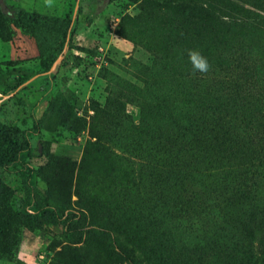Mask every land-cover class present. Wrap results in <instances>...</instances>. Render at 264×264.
Listing matches in <instances>:
<instances>
[{"label":"rangeland","instance_id":"obj_1","mask_svg":"<svg viewBox=\"0 0 264 264\" xmlns=\"http://www.w3.org/2000/svg\"><path fill=\"white\" fill-rule=\"evenodd\" d=\"M144 1L0 0L6 14L0 16V124L17 127L28 142L14 162L0 166V180L11 190L0 197V213L31 216L24 223L33 232L24 224L3 228L21 231L8 232L0 241V252L9 251L7 258L18 264H24L18 252L25 233L34 237L28 245L34 248L33 258L45 264H108L106 252L116 244L131 250L139 264H149V250L160 244L186 259L189 250H201L207 255L203 264L247 261L246 252L233 244L250 220L245 204L208 222L182 210L194 207L190 199L204 195L218 180L213 174L219 167L189 173L188 155L184 166L170 156L169 147L165 153L153 148L165 142L161 131L176 124L188 130L197 96L188 97L189 83L181 77L188 72L187 49L171 43L158 54L141 42L156 46L154 31L182 14L177 0H149L142 19ZM19 8L45 19L27 31L16 28L12 17ZM255 11L264 29V3ZM69 19L66 42L57 55ZM256 37L234 40L232 48L227 43L213 52L211 62L213 57V65L225 67L232 53H242L241 46L246 52L258 43ZM55 56L50 70L43 72L42 59ZM14 68L36 76L6 92L11 77L2 73ZM201 84L207 88L209 81ZM117 190L126 199H119ZM263 199L264 194L259 202ZM142 241L151 248L142 249Z\"/></svg>","mask_w":264,"mask_h":264},{"label":"trees","instance_id":"obj_2","mask_svg":"<svg viewBox=\"0 0 264 264\" xmlns=\"http://www.w3.org/2000/svg\"><path fill=\"white\" fill-rule=\"evenodd\" d=\"M259 3H264V0H177V11L182 14L173 18L167 28L159 26L154 31L155 35L158 34V38H153V41H158L156 46L147 40L141 41L152 53L155 50L158 54L168 51L171 43L188 50L183 55L188 58V72L180 76L189 83L188 97L197 96V104L188 114V130L183 124H176L161 131L159 138L165 142L155 144L153 148L165 153V147H169L170 151L173 150L170 156L176 157L184 166L187 164L184 163V155H188L186 168L189 173L195 170L204 172L213 165L219 167L213 174L218 176V180L207 186L209 188H206L208 191L205 189L207 192L204 195L203 191L190 199L194 207L188 208V211L182 210L194 219L203 218L208 222L216 215L224 218L233 206L245 204L250 211V220L241 238L233 242L240 253L246 252L245 264H264V201L259 202L264 194V29L257 24L258 14L255 10H258ZM149 6L151 1L145 0L140 18L147 17ZM0 16L5 17L6 14L0 10ZM12 18L14 27L24 31L38 23L39 19H45L20 8ZM70 24L69 19L61 33L57 55L66 42ZM124 36L131 39L130 36ZM248 36H258V43L246 47V52L241 46L242 53H232L225 67L213 65V52L217 53L227 43L232 48L234 40L245 41ZM185 40L188 43L183 45ZM130 41L135 44L138 42L135 38ZM199 48L211 65L207 73L194 69L189 58V52ZM255 53L260 54L252 55ZM54 59L56 56L42 59L43 72L50 70ZM2 74L11 77L6 92L16 91L36 76L35 72L22 68L6 69ZM204 80L209 81L207 88L201 84ZM131 102L134 103V100L131 99ZM138 106L142 107L143 104L139 103ZM27 148L28 142L22 131L0 124V166L14 162L18 154ZM10 192V188L0 180V197L8 196ZM117 197L126 199L118 190ZM1 218L6 222H0V241L6 233H11V230L3 229L5 224L9 227L24 224L27 231L33 232L31 224L24 223L31 218L30 215L8 210L0 213ZM20 233V229L16 228L11 234ZM140 244L144 250L151 248L147 242L142 241ZM108 251V264H122L124 261L139 264L132 251L120 244ZM9 254V251L0 252V259L12 262L11 257L7 258ZM206 256L201 250H189L186 259L185 255L174 253L166 245L160 244L154 250H149V264L155 258H160L158 264H203ZM251 258L255 260L250 261Z\"/></svg>","mask_w":264,"mask_h":264},{"label":"crops","instance_id":"obj_3","mask_svg":"<svg viewBox=\"0 0 264 264\" xmlns=\"http://www.w3.org/2000/svg\"><path fill=\"white\" fill-rule=\"evenodd\" d=\"M33 235L30 233H25L22 237L19 252H18V259L22 260L24 264H45L42 261H38V259L33 258L32 254L34 253L33 246L29 245V240H32ZM28 251V252H27ZM27 252V253H26ZM30 253V255H28ZM0 264H18L14 261H7V260H1Z\"/></svg>","mask_w":264,"mask_h":264},{"label":"clouds","instance_id":"obj_4","mask_svg":"<svg viewBox=\"0 0 264 264\" xmlns=\"http://www.w3.org/2000/svg\"><path fill=\"white\" fill-rule=\"evenodd\" d=\"M190 61L197 71L201 73H207L210 70L211 65L209 64L206 57L200 52L192 50L189 52Z\"/></svg>","mask_w":264,"mask_h":264}]
</instances>
